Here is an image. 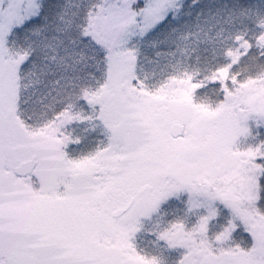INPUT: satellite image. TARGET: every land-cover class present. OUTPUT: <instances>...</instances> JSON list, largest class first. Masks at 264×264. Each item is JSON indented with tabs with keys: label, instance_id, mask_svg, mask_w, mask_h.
Segmentation results:
<instances>
[{
	"label": "snow or ice",
	"instance_id": "1",
	"mask_svg": "<svg viewBox=\"0 0 264 264\" xmlns=\"http://www.w3.org/2000/svg\"><path fill=\"white\" fill-rule=\"evenodd\" d=\"M0 264H264V0H0Z\"/></svg>",
	"mask_w": 264,
	"mask_h": 264
}]
</instances>
